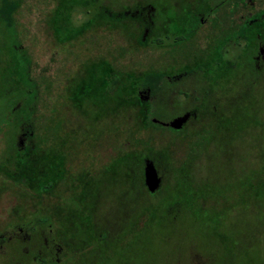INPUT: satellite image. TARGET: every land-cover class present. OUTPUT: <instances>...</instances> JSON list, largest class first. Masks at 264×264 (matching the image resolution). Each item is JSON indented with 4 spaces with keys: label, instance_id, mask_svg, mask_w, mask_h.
I'll return each instance as SVG.
<instances>
[{
    "label": "rangeland",
    "instance_id": "rangeland-1",
    "mask_svg": "<svg viewBox=\"0 0 264 264\" xmlns=\"http://www.w3.org/2000/svg\"><path fill=\"white\" fill-rule=\"evenodd\" d=\"M221 1L172 0L182 9L184 3L191 17L203 11L200 8L211 9ZM16 2L0 0V165L33 190L50 195L57 191L54 182L61 181L64 172L59 153L42 150L41 138L35 132L37 89L29 79V58L23 49L28 46L36 61L44 64L49 52L44 50L43 38L54 40V35L50 29L45 36L40 28L42 6L23 0L20 17L29 41L18 46V39L25 32L21 27L18 34L14 28L11 12ZM165 2L156 3L161 7ZM153 3V0H66L57 19L58 31L63 40H68L92 22H111L110 52L118 57L120 45L131 40L132 23L142 22L146 31L150 28ZM245 3L257 8L263 4L261 0ZM47 9H52L51 4ZM186 16L187 12L174 15L163 7L159 16L161 31ZM122 21H130L125 31L120 28L123 26H116ZM147 32L141 35L138 32L144 43L149 39L150 31ZM33 38H38L35 45ZM49 40L47 45L51 46ZM254 40L247 45L253 46L244 50L248 40L238 39L233 53L238 59L237 68L231 74L220 76L203 70L189 80L179 77L173 81L168 74L155 71L143 75L139 82L145 103L143 114L138 116L140 123L152 109L167 119L180 115L188 120L189 128L181 132L170 126L150 124L153 133L172 142L182 158L186 154L180 163L184 165L182 170L175 172L168 153L155 151L152 143L143 139L149 130H138L136 111L125 109L128 126L132 130L137 128V138L142 137L138 149L115 159L119 144L116 139L123 141L125 135L113 134L111 147L106 142L98 147V160L101 158L103 164L115 159L107 181L98 182L83 171L67 178V187L81 201L83 209L65 200L60 202L68 205L47 198L38 204L35 198L34 207L39 212L33 207L34 212L29 213L31 204L26 201V215L0 228V264H264V94L256 92L261 73L257 61L262 55L263 39L259 36ZM94 53L95 61L82 66L86 75L81 83L82 92L93 80L89 78L91 70L98 75L90 91L96 100L131 83L103 61L106 46L97 45ZM59 57L60 66L51 68L49 75L68 70L65 75L55 76L64 79L72 75L76 62L73 54L63 49ZM38 74V70L34 72ZM118 120L115 117L111 121ZM208 126L216 129L218 137H211L204 147L191 150L198 138L206 137ZM17 156L22 157L18 168ZM148 165L159 181L154 191L147 183ZM189 172L208 183L206 196L200 199L205 205L197 202L202 188L191 189ZM175 175L180 177L179 181ZM256 182L261 183L255 188ZM2 190L0 226L10 215L15 197L13 187L8 192ZM189 190L190 196L181 195ZM252 195L255 197L240 204ZM160 198H169L164 200L170 203L156 206L154 214L148 212L153 199L156 205L164 204ZM228 206H233L231 211Z\"/></svg>",
    "mask_w": 264,
    "mask_h": 264
},
{
    "label": "trees",
    "instance_id": "trees-1",
    "mask_svg": "<svg viewBox=\"0 0 264 264\" xmlns=\"http://www.w3.org/2000/svg\"><path fill=\"white\" fill-rule=\"evenodd\" d=\"M64 3L65 0H51L48 5L52 4V9L56 7L60 9ZM22 4L23 0H17L16 5L11 12L14 28L17 30L18 34L19 28L21 27L23 28L22 31L25 32L23 37H19L18 46L24 44L26 41H29L26 25L21 21L20 17L23 11ZM28 4H36L38 7L42 6L39 22V25H41L40 28H42V32L45 34V36H47L50 29L53 30L54 35V40H49L51 37L48 36L47 38H43V47L48 43V40L51 42L50 49L48 50L49 57L44 64H41L39 61L38 63L36 61V59L33 57L34 55L28 49V46H25V50L23 49L29 58V79L35 84L37 89V102L33 123L36 134L41 138V147L46 148L49 151L56 150L59 153L63 167L64 178L62 177V184L58 187L56 186L58 192L55 191L54 193L47 195L48 192L46 191L40 192L33 190L30 185L20 182L12 175V173H8L7 169H5L6 166H4V168L0 167V180L4 181V183L0 182V191H3V188L6 192H8L12 187L15 189L14 203L8 213L10 215L4 219V222L0 228L7 224L11 225L19 217H24V215H26L27 211L25 210V207L27 206L24 204L26 201L31 204L28 212H34L33 207L35 204V198L37 199L36 202L38 204L47 198L60 205H68L62 204L60 200L70 201L71 203H76L81 209H83V204L81 201L72 193L71 188L67 187V178L71 177V175L78 176V174L82 173L83 171L91 174L98 182L107 181V173L109 172L110 167H112L115 163V159H120L122 154L125 156L138 149V140L142 138H137L138 130H149L148 133L145 134L146 137L143 139H148L149 142L152 143L153 149L155 151L168 153L170 165L175 172L182 170L184 165H181L180 163L185 159L186 154L185 156L183 154L182 158L180 155L181 152L175 149L172 142H167L166 140L160 138L158 136L159 134L153 133L150 124L170 126L177 132H181L186 128H189V126L175 128L169 124L173 120L167 119L169 117L163 116L161 113L157 112V110H153V112L148 115L145 120L143 119L144 117L141 118L142 121L140 123L138 116L143 114V107L141 106L140 100L136 93L137 91L135 81L137 77H139L138 75L133 74L132 76H126V78L131 83L128 84L126 88H120L111 93V95H109L108 101L105 103L101 102V104L95 102L98 100L91 98L90 92H82V87L79 82L80 74L77 77L69 75L64 79L55 77L58 76L56 73H54L53 76L49 75L51 68H57V57L55 56V53H57L58 50L56 47H61L62 45L65 52L73 54L75 47L83 48L86 52H90L91 47H93L95 51L97 45L106 46V41H109L106 37L112 39V33L110 32V36L106 35L103 27L104 23L98 21L92 22L75 36L68 38V40H63L58 31V24L55 23V11L52 9H47V12H45L47 16L44 17L45 4L43 3V0H28ZM44 18L46 23L43 22ZM110 29L112 30L113 27ZM38 38L32 39L35 41V43L31 41L33 45L37 43ZM129 46L130 44L128 43L126 45V68L128 70H136V63L139 64V62H141L140 59L143 58V54L140 56L134 48L130 49ZM116 57L117 55L114 57L112 54L111 62L114 64L116 70H119L120 63H117V61L114 62ZM37 70L39 71V74L34 75V72ZM130 95L131 98L129 97ZM45 96L46 99L44 98ZM44 102H47L45 106ZM125 109L128 111L131 109L136 111L134 114V120L135 118L137 119L136 125L138 130L137 128L132 130L128 126L127 123L129 122L127 120L129 119V116L125 115ZM115 117L119 118V120L111 121ZM260 120L263 122L261 117ZM113 134H116L118 137L125 135V139L123 141L121 139H116V141L119 143L118 150L116 151L118 154L116 157L118 158L114 157V160L111 158L110 161L108 160L103 164L101 158L98 160L100 154L98 147H103V142L108 143V145L111 147V136ZM216 135V129L213 126H208L206 137L198 138L197 143L190 149L198 150V147H204L208 144L207 139L211 137H218ZM159 140H162L164 143L159 144ZM177 152L179 155H177ZM21 163L22 157L17 156L15 159V166L18 168ZM125 171L127 176L130 177V171L128 168L125 169ZM189 174L191 178L189 182L191 189L193 190L202 188V193L197 200V202H200V199L203 200V198L206 196L205 190L206 186H208V183H206V180H197L191 172H189ZM179 178V176L175 175V179H177L176 181H179ZM259 183L261 182H256L253 186L256 188ZM3 185L4 187L2 188ZM64 186H66V188H64ZM61 188L63 191H61ZM192 190L186 191L181 195L190 196ZM254 197L252 195L248 199L242 200L240 204L246 200L249 201ZM160 199L164 204L156 205L155 199H153L151 206L147 208L148 212H153L154 214V209H156V206H165L166 204L170 203H166V200L169 198ZM200 204L205 205L203 201L200 202ZM22 208H24V210ZM232 208L233 206H228V211H231ZM34 209L35 212H39L35 207ZM48 217L50 216L48 215ZM52 218L55 220L54 215Z\"/></svg>",
    "mask_w": 264,
    "mask_h": 264
},
{
    "label": "flooded vegetation",
    "instance_id": "flooded-vegetation-1",
    "mask_svg": "<svg viewBox=\"0 0 264 264\" xmlns=\"http://www.w3.org/2000/svg\"><path fill=\"white\" fill-rule=\"evenodd\" d=\"M50 1L51 0H43V3L45 4L44 13L47 12L46 9L49 7L48 3ZM153 1H155V3L151 4L152 6L150 9L151 26L147 30L150 31L148 41L144 43L141 40L142 37L140 38V36H138V32H140V35L141 33L147 32L144 24L142 22L132 23V32L129 31L131 40L120 45L118 57L114 59V62L117 61V63H120L119 70H116L114 64L111 62V39L108 37H106L107 40H109L106 41L107 54L103 53V61L107 63L109 68L112 66V70H114L120 77L125 79L126 76H132L133 74L139 76L135 81L137 91L136 93L143 108L145 103L141 97L140 88L138 87L143 75L146 73L160 71L168 74L169 77H173V81L179 77H183V80L185 81L187 79L189 80L190 76L193 77L195 73L203 70L214 71L220 76L223 75V73L228 72L231 74L237 68L236 60L238 59H235V55H233V53L235 52V44L240 38L248 40L245 44L244 50H246L248 47L253 46L247 45L253 43V41H256L254 39L257 37L262 36V55L260 57L258 56L259 58L257 61L261 73L257 82L258 87L256 92L258 94L262 91L264 94V0H261L263 4L262 7L259 8L254 6L252 3L246 4V0H222L219 2V4L211 9L200 8L203 11H198L196 14H194V17H191V11L186 8L184 3H182V6L185 11L176 4L177 2H172V0H166V2L161 5L162 9L158 3H156L160 0ZM163 7L170 14L173 13L174 15H183V12H187V16L184 20L174 22L170 28L162 32L159 24V16L163 14ZM52 10L55 11V23L57 24V19L61 12V8L58 9V7H56ZM44 15V17L47 16L46 13ZM144 20L146 22V18ZM43 22L46 23L45 18ZM129 22L130 21H122L121 23L116 24V26H123L120 28L125 31L126 27L130 26L128 24ZM104 24V31L107 36H110V28L112 27L111 22L106 21ZM146 34H148V32L145 33V35ZM128 43L130 44V49L134 48L140 56L143 54V58L140 59L141 62H139V64L136 63V70H128L126 68V45ZM49 49L50 46L47 44L44 45L45 52ZM56 49L58 50V52L55 53V56L57 57L56 66L59 67L62 60L58 56L60 55L63 47H56ZM256 49L258 50V41ZM73 57L76 65L73 66L71 74L74 77H77L80 74L79 82L81 84L86 78V75H84V68L82 69V66L85 63H88L86 65L90 66L96 59L94 48L91 47L90 52H86L83 48L75 47L73 50ZM70 60L73 59L71 58ZM58 73L59 72L57 71V75H65L69 73V71L66 70L65 73ZM89 78L93 79L91 82L92 84L93 81L98 78V75H96V72L92 74L91 70V75H89ZM91 84L87 85V90H85V92H90L93 89ZM221 90L222 89L219 91ZM185 94L188 95V93ZM90 96L91 98L95 99L94 96ZM257 97L258 96H256V98ZM44 98L46 99V96ZM108 98L109 96L95 102L99 104H101V102L105 103L108 101ZM46 104L47 102H44V106ZM152 112L153 109L148 112V114H146L145 118ZM178 117H180V115H173V117L171 116L173 119ZM187 125L188 120L183 127ZM42 150L47 151L48 149L42 148ZM0 167L4 168V166L1 165ZM8 173H12V175L15 177L14 172L8 171ZM89 175L93 178L91 174ZM0 182L4 183L3 180H0ZM22 183L28 185L25 182ZM54 183L58 187L62 184V179L61 181H56ZM3 187L4 185L2 188ZM8 225L10 224H7L6 226ZM0 235H2L1 232Z\"/></svg>",
    "mask_w": 264,
    "mask_h": 264
},
{
    "label": "water",
    "instance_id": "water-1",
    "mask_svg": "<svg viewBox=\"0 0 264 264\" xmlns=\"http://www.w3.org/2000/svg\"><path fill=\"white\" fill-rule=\"evenodd\" d=\"M186 120L187 118L185 116L179 117L171 121L169 124L175 128H181ZM146 174H147V183L150 189L154 191L158 187L159 181L156 179L157 177H156L155 171L154 169H152L151 165L150 166L148 165Z\"/></svg>",
    "mask_w": 264,
    "mask_h": 264
}]
</instances>
